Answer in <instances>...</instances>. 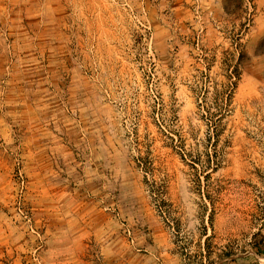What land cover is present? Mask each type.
Returning a JSON list of instances; mask_svg holds the SVG:
<instances>
[{"label":"rangeland","instance_id":"obj_1","mask_svg":"<svg viewBox=\"0 0 264 264\" xmlns=\"http://www.w3.org/2000/svg\"><path fill=\"white\" fill-rule=\"evenodd\" d=\"M223 1L0 0V264H264V0Z\"/></svg>","mask_w":264,"mask_h":264},{"label":"crops","instance_id":"obj_2","mask_svg":"<svg viewBox=\"0 0 264 264\" xmlns=\"http://www.w3.org/2000/svg\"><path fill=\"white\" fill-rule=\"evenodd\" d=\"M175 6L188 19L191 18L195 28L220 30L226 27L225 20L229 12L223 0H176Z\"/></svg>","mask_w":264,"mask_h":264}]
</instances>
